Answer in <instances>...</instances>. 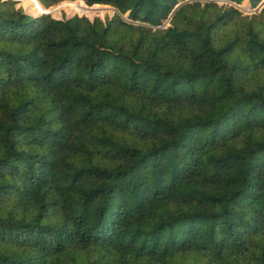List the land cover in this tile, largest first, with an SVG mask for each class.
Returning a JSON list of instances; mask_svg holds the SVG:
<instances>
[{"label": "trees", "instance_id": "trees-1", "mask_svg": "<svg viewBox=\"0 0 264 264\" xmlns=\"http://www.w3.org/2000/svg\"><path fill=\"white\" fill-rule=\"evenodd\" d=\"M39 1L87 15L0 0V264H264V0Z\"/></svg>", "mask_w": 264, "mask_h": 264}, {"label": "rangeland", "instance_id": "rangeland-1", "mask_svg": "<svg viewBox=\"0 0 264 264\" xmlns=\"http://www.w3.org/2000/svg\"><path fill=\"white\" fill-rule=\"evenodd\" d=\"M16 2H18V5H17V8H22L24 11H25V13L27 14V15H30V16H33L34 17V15L31 13V11L29 10V8L28 7H26L25 5H23L19 0L18 1H16ZM37 2L45 9V10H48L45 6H43L41 3H40V1L39 0H37ZM67 2V1H66ZM223 2H221V4H222ZM66 7V9H73L74 10V13H76V14H74V15H70L69 13H67L66 11H62L61 12V15L60 16H57L56 15V13H52V16L54 17V18H56V19H63L64 17H66V18H73V17H75V16H86L87 15V13H86V11H82V10H80L76 5H74L73 3H64V2H62V3H60V4H58V5H55V6H52L51 8H49V10L51 11V10H56L57 8H59V7ZM241 7L242 8H244V9H246V10H248V11H243L245 14H252L253 12H254V8L252 7V5H251V3H250V1L249 0H247V1H245L242 5H241ZM91 11H92V14L93 15H95V18L96 17H101V18H103V19H105L107 16H110V17H113V15H114V13L116 12V10L114 9V8H112V7H103V6H96V8H93V9H91ZM38 16H41V14L40 15H38ZM36 17V16H35Z\"/></svg>", "mask_w": 264, "mask_h": 264}, {"label": "water", "instance_id": "water-1", "mask_svg": "<svg viewBox=\"0 0 264 264\" xmlns=\"http://www.w3.org/2000/svg\"><path fill=\"white\" fill-rule=\"evenodd\" d=\"M14 1H18V0H14ZM82 1V0H79ZM84 2V1H82ZM85 3V2H84ZM235 5V4H234ZM98 6H102V5H98ZM241 11H247L244 8H242L241 6L236 5ZM103 7H110V6H103ZM264 7V1L261 3V5L258 7V9H262ZM41 15H51L52 16V12L48 9L45 12H43ZM35 17V16H34ZM39 17V16H36ZM53 17V16H52ZM54 18V17H53ZM89 18V17H88ZM56 19V18H55ZM71 19V18H68ZM90 19V18H89ZM58 20H62V19H58ZM90 20H94V19H90Z\"/></svg>", "mask_w": 264, "mask_h": 264}]
</instances>
